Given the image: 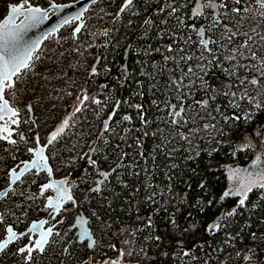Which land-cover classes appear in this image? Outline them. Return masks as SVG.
Returning <instances> with one entry per match:
<instances>
[{"label":"trees","instance_id":"16d2710c","mask_svg":"<svg viewBox=\"0 0 264 264\" xmlns=\"http://www.w3.org/2000/svg\"><path fill=\"white\" fill-rule=\"evenodd\" d=\"M123 1L99 0L97 5L91 6L85 16L83 32L73 39L72 45L78 51L89 48L92 56L99 45L100 61L90 79L76 76L74 63H79L81 69L88 66L75 55H70L68 62L60 63L55 70L50 69L49 59L41 51L35 53L30 62L34 77L42 72L48 87L53 84L54 75L59 77L61 83L56 85L52 95L62 111L70 99L79 101L81 110L70 119L67 131L76 127V118L83 119L92 108L103 114V125L107 121L108 127L117 123L132 129L125 146L121 147L120 173H112L102 189L95 191L97 187L93 188L90 183L94 175L91 167L85 165L76 150L63 148V137L54 144L61 147L58 157L71 173L78 171V163L86 171L79 179V184L87 189V200L81 208L84 213L94 209V221L90 227L97 238L96 250L101 258L109 255L106 249L109 246L112 253L119 247L124 257L128 256L129 260L139 264H170L178 254L186 259L199 254L206 264H216L215 254L226 261L224 254L264 232V201L259 200L255 205L258 193H264V187L252 188L243 206L239 205L241 196L235 197L238 199L235 205L225 201L227 168L234 164L245 167L249 163L248 151L236 148L239 137L255 126L254 119H248L243 112L249 109L258 117L260 110L252 107V99L242 98V93L241 100H238L232 81L235 75L218 48V38L226 32L231 40L229 46L245 43L249 37L238 31L233 34L225 19L239 20L251 8L264 10L261 7L264 0H240L239 3L237 0H223L226 7L216 11L204 8L201 15L193 18L188 9L196 0H134L128 9L116 16ZM0 3L8 4L9 0H0ZM107 13L114 15L99 20L95 17ZM207 22L212 25L208 32L205 31ZM188 33L192 37L189 51L184 41ZM202 39L209 41L210 51L201 58V72L197 75L198 69L190 54L198 53ZM56 48L59 57L67 52L65 47ZM179 60H185L182 67L193 81V98L184 93L179 107L197 110L202 107L198 102L207 101L204 108L227 116L226 119L219 118L220 128L215 135H209L208 139L196 136L192 144L185 143L181 134L175 139L177 141L167 142L161 133L170 126L177 127L178 133L181 130L178 125H169L173 124L169 113L177 102L168 97V104L160 109L167 84L174 80L185 81L176 68ZM233 61L238 62L237 59ZM249 63L255 64L252 59L243 62L244 65ZM238 65L241 67L242 62ZM200 80L204 83L202 87L198 85ZM179 92H183L182 84ZM232 93L236 95L233 97ZM84 95L99 103L89 100L81 104ZM234 98L237 105H231ZM117 101H120L119 107ZM113 109L115 115L109 121ZM159 114L165 115V123L158 120ZM125 116L130 119H123ZM72 119L76 123L71 126ZM106 136L109 141L106 150L109 152L119 139L108 131ZM195 146L197 150H193ZM109 154V159H114V155ZM0 158V165L7 166L20 157L12 158L7 151H2ZM101 163L106 168L110 162L101 160ZM4 178V173L0 172V186ZM227 197L234 198V195ZM233 209L235 214L228 215ZM101 222L105 223L102 230L98 229ZM214 224L220 227L212 230L210 226ZM50 248L49 260L61 255L59 245ZM70 248L75 264H79L86 257L85 246L75 241ZM136 249L143 251L140 255L128 254L129 250L135 253ZM64 260L67 261L68 257Z\"/></svg>","mask_w":264,"mask_h":264},{"label":"rangeland","instance_id":"374dc122","mask_svg":"<svg viewBox=\"0 0 264 264\" xmlns=\"http://www.w3.org/2000/svg\"><path fill=\"white\" fill-rule=\"evenodd\" d=\"M19 1H22L25 4L40 6L42 8L46 7L49 4L47 0H9V3H17ZM53 1L57 4H62L73 2L76 0ZM8 4L1 5L0 3V16L4 10V14L6 13ZM113 15L114 13H107L106 15H104V17L102 14H97L95 17L97 20H99L101 18L108 19ZM225 21L228 25V28L232 31L233 34L234 31H238L242 36L247 35L249 37L245 43H242L241 45L235 44L232 46H229L231 40L228 34H226V32H222L218 38V48L221 49L223 57L227 60L228 68L231 69L232 73L235 75L234 80L232 81L233 86L236 88L235 91L237 93L238 100H241L240 94L242 93L244 95L245 88H247V97L248 99L251 98L253 101L252 107L256 108L257 103L261 105V107L258 108L260 110V115L258 117H256L255 115L256 112H252L249 109L243 112V115H247L248 119H254L255 126L248 132L242 134L236 144L237 149H246L248 151L250 155L248 165L245 167H240L238 164H234L227 168L228 186L225 192H230L231 194L229 196L234 195V198H228L225 195L224 196L226 198H224L226 202H230L231 204L235 205L238 200L235 197L238 195H236V193L232 191L233 189H239L241 188V186L246 184H251L252 188L264 184V95L257 94L258 90L261 89V86H264V10L257 9L256 11V8H251L245 13L244 16H242L241 19L238 20L236 18L229 17L226 18ZM74 26L75 23H69L68 25H66L57 34L56 37L48 38L42 44L40 50L38 51H41L43 56L49 59L50 69L55 70L60 63H67L70 59V55L82 57L87 64L93 61L94 56L91 55L89 50L79 52L72 45L73 39L75 38L71 34ZM211 28L212 25L207 22L205 31L208 32ZM82 31L78 33V35L76 36L77 38L80 37ZM184 41L186 43V49L189 51L192 48L191 33H188L184 37ZM57 46L67 48V52L61 53L60 57L57 56ZM233 51L237 53L235 59H237L238 62H242L241 67L238 65V62H234L233 59H227V57H230L233 54ZM252 53H255L256 59H252ZM190 55L192 56L195 68L198 69V75L201 72V58L206 57V50L203 48V45H201L198 47V53H191ZM248 59H252L255 64L249 63L248 65H244L243 62ZM184 63L185 60H179L176 64L177 71L181 74V78L185 79V81H183L182 83L183 92L177 91L176 85L173 83V81L169 82L165 89V97H163L160 102L161 110H163L168 104V97L177 102V106L173 109L172 112L179 111L181 109L179 107V104L183 102L182 95L184 93L189 98H193V91L191 89V87L193 86V81L191 79V76L184 71L182 67ZM73 68L75 73L78 74V76L84 74V70L81 69L79 64H74ZM193 68L194 66L192 67V69ZM167 70L168 69L166 68V71ZM245 77H247L249 80L252 78L257 79L258 84L255 86L250 83L242 85L241 80H243ZM43 78L44 75L42 72L36 77H34L32 68L29 67L28 69L23 70L19 75L14 78V87L12 89L6 88L4 92V96L9 101V103L17 111H20V121L18 123L19 129L24 130L25 134L28 133L27 137L29 139L25 145L24 143L21 145L25 148L26 146H34L33 137L35 133H37L40 137L42 136V139L40 140L44 142L47 133L52 129L53 125L56 124L62 117V109H60L59 103L53 98L52 95L53 91L56 88V85L60 84L61 81L57 75H54L52 78L53 84L48 87L44 83ZM203 84L204 83L202 82V80L198 81V85H200L201 87L203 86ZM214 92L216 93V90H214ZM210 98L213 99V95H211ZM70 102L71 100L68 103ZM234 104H238L237 99L235 98L231 102V105ZM29 108L31 109V111H29ZM216 111L217 110L213 112L204 107L198 108L197 110L193 107H184V111L181 112V116L177 117V119L180 120L181 123L169 124L178 125L179 129L181 128L180 133H178L177 127L174 126L166 127L161 133L167 139V142L177 141L175 139H179V134H188L191 138V141H194L196 136L202 137L203 139H208L209 135H215V132L220 128L219 118L226 119L227 117L220 112L217 113ZM164 116L163 114H159L158 120L165 123L166 121L164 120ZM103 119V114L98 111H95V109L92 108L88 111L87 115L83 119L76 118V127L72 126L75 125L74 123H76V121L72 119L73 121L70 123L72 127L70 126L71 128L69 129V131H66L65 134L58 138V140L63 137V148L67 151L72 149L76 150L75 153L79 155V157L81 156L83 160L92 155L91 159L95 160L96 162L101 160H107L108 162H118L120 158L123 159L121 147L125 146L126 141L132 134V129L128 126H120V124L118 126L117 123L110 125V127H108V132L112 136L117 137L119 140H117L113 147L110 148L109 152H107L106 147H109L108 137L106 136V134L103 136L100 135V137H98L99 129L104 121ZM205 125H208V127L205 128ZM190 129L197 131L190 133ZM164 137H162V139ZM56 141L54 143H56ZM184 141L185 143L190 144L188 140ZM54 143L53 147L51 148V151L49 152V156L54 162L56 175L59 176V172L62 171L60 165L61 159H58L59 149L61 147L54 146ZM96 143H98L96 146V151L91 152V147L95 146ZM172 145L173 147L176 146L175 143H173ZM187 147H189V145H187ZM190 147L192 148L191 145ZM12 150L13 148L11 144L6 143V145L4 144V146L0 145V155L2 151ZM193 150H197V146L193 147ZM109 153L114 155V159H109ZM100 155L101 157H99ZM77 165L78 170L85 174L86 171L83 169L84 167L82 166V164L78 163ZM6 169L7 168L5 166L0 165L1 173L3 172L5 174ZM30 176L31 175L24 177L16 185V189L11 194L12 202L15 201L16 198L21 199L22 197H25L24 200H28V198H30L31 193L25 192V190L20 191V185L27 184L28 186L36 182L39 183L43 181V177L41 175H39L37 179L30 178ZM261 178L262 181L259 180ZM92 179H90V183L95 182ZM116 180L118 179L116 178ZM1 185H3V183ZM257 198L258 199H256L255 205L259 203V200L264 201V193L260 191L258 193ZM34 203L36 204L37 201L31 199L25 205L27 207V214L29 217L35 216L36 213L39 211L37 208L32 207V204ZM3 205H5V203ZM40 207H42L41 209L43 212L47 211L45 210V208H43V206ZM71 208L72 206L69 205L68 210H71ZM75 211L76 210H74L73 212ZM72 215L74 216V214ZM89 215L94 216V209L89 210ZM104 225L105 223L101 222L99 224L98 229L102 230L101 228ZM226 243L232 245V243ZM106 249L108 250V254L111 253V248H109V246L106 247ZM140 251L143 250L136 249L134 254L138 255ZM245 256L250 257V259L245 260ZM224 257L226 261H223L221 255L215 254L216 264H264V232H261L256 237L250 238L247 244H243L241 247H235L234 250H232L229 254H224ZM174 258L176 261L173 260L171 264H206V260H204L199 254L191 255L187 259L182 255L178 254Z\"/></svg>","mask_w":264,"mask_h":264},{"label":"flooded vegetation","instance_id":"af4514ba","mask_svg":"<svg viewBox=\"0 0 264 264\" xmlns=\"http://www.w3.org/2000/svg\"><path fill=\"white\" fill-rule=\"evenodd\" d=\"M196 5L200 6V4L197 3V0L194 1L193 3H190L189 9H188L189 13L192 12L193 8ZM191 26L193 27L194 24H191ZM200 30L202 32V27H200ZM72 35H73V33H72ZM74 37L77 38L76 36H74ZM85 50H89V48H86ZM85 50H83V51H85ZM96 50H97V52L93 55L94 56L93 61L89 64H87L85 62V64L88 66V68L83 69L84 74L81 75V76H87L88 79H90V76L92 75L91 73L93 72V68L96 67V63L98 61H100V52H98L99 51V45L97 46ZM74 64H79V63H74ZM79 66H80V64H79ZM73 67H74V65H73ZM73 70H74V68H73ZM76 76L79 77L78 74H76ZM70 100H71V102L68 103L67 105L74 103V104H77L78 108H79V101L78 100H76L75 98H72ZM18 114H20V111H18ZM56 124L53 125L52 129L55 127ZM7 127L11 131H13L11 133V136H9L7 139L14 140V141H16V143L13 144V143L3 141L0 139V145L4 146V144L6 145V143L11 144L13 150L7 151V152L9 153V155L12 158H15L18 156L20 158L16 162L9 163L7 166H5L7 169L5 171V174H4L5 178L3 179V182H2L3 185L0 186V190L3 189L4 187H6V185L8 184V172H9V170L14 169V171L16 172L25 161H29L32 158V153L29 151V149H35L37 146V142H39L40 145H44L46 140H47V135L52 130L51 129L47 133L44 142L40 140V139H42V136L40 137V136H38L37 133H35L34 137H33L34 146L33 147L26 146V148H25L21 145L23 143L25 145L27 143V141L29 140L27 137L28 133L25 134L24 130H20L19 125H17V126L8 125ZM67 128H68V126H67ZM66 131H67V129H66ZM65 132H64V134H65ZM21 137H23V138H21ZM53 143L50 144V146L46 150L48 163L50 164V166L52 168V173H53L54 179H59V178H64V177L67 178L66 185L69 188V192L72 196V199L67 201L62 206V210L53 219V214H49V208H46V206H45L47 198H49L53 194L52 190L47 188L42 193V186L44 183H46L48 181L47 175L44 172L36 173L34 170L27 172L18 182H16L14 184V186L10 189V191L6 194V196H4L0 199V241H3L5 239V237L7 235L6 229L8 227H11L13 229V231L16 232L17 234L24 233L27 230V228L29 227L31 222L39 221L44 217H46L47 223L44 224V226L41 228V230H46L47 228H52L53 234L49 237V240H48L49 242L44 246L43 251L41 252L40 250L34 249L32 254H31V257L29 258L28 253L26 251L21 253L19 251V249L24 248L26 245L28 247H33V244L30 243L29 236L31 237V240L34 242V240L37 239V237H38V232H35V233L26 232L27 233L26 235H24L21 238L14 240L12 243H9L8 246L3 251L0 252V264H75V262L72 258L73 251L70 248V246L72 245L73 242L77 241V239L75 236V229H73L71 226L74 222L75 216L78 213L83 212L81 205L83 204L84 201L87 200V198H86L87 189L84 186H81L79 184V179L83 175V173L79 170L77 172L71 173L68 168L64 167L63 162L61 160H60V165H61L62 171L59 172L60 173L59 176L56 175V172H55L56 169L54 166V162H53V160H51V158L49 156V152L51 151V148L53 147ZM97 144L98 143H96L94 146L95 151H96ZM91 157H92V155H91ZM58 159H60V157H58ZM85 165L90 166L89 162H88V158H85ZM90 167L94 173V175L92 176V178H93L92 180H94L95 182H98V178L101 177V175L99 176V173H101L100 171H102L104 168L103 164L100 163V161H97L96 166L94 168L92 166H90ZM115 172L117 173L118 170H115ZM28 175H31L30 178H34V179H37V177L39 175H41L43 177V181H41L39 183L36 182V183L28 185V186H27V184L20 185V191L25 190V192L31 193L30 198H28V200L27 199L24 200L25 197H22L21 199L16 198V200L12 202V195L11 194L16 189V185L24 177H27ZM110 177H111V174L109 175V178L107 180H103V183H101L99 185L100 190L102 189V186L105 184V182L109 181ZM95 182L92 183L93 185L91 184L92 187H94ZM31 199L32 200L34 199L37 201L38 205H37V203L36 204L34 203V204H32L33 205L32 207L37 208L39 211L36 213L35 216L29 217L27 214V207L25 205ZM43 199H44V201H43ZM73 201L75 203H73ZM4 203H5V205H3ZM69 205L72 206L71 210H68ZM40 206H43V208H45V210H47V211L43 212L41 209L42 207H40ZM74 210H76V211L73 212ZM72 214H74V216ZM84 214L89 219V227H90V225L93 224L94 219L92 216L89 215V213L86 212ZM91 231H92V229H91ZM56 233H59V235H56ZM92 233H93V231H92ZM93 235H94V233H93ZM94 237H95V235H94ZM95 239H96V243H95L93 249H91V250H89L86 247V243H79L77 241L79 244H82L83 246H85V248L87 250L86 257L79 264H90V263H96L97 264V263H101L104 259H113L116 257L117 250L120 249L119 247L116 248L115 252H113V253L111 252L106 257L101 258L100 254L96 250L98 241H97L96 237H95ZM53 245H59L60 246L61 255L58 256L59 258L57 256L55 258H54V256H52L53 259L49 260L48 256H49V254H52L50 247ZM65 249H67V251H65ZM121 252H122V250H121ZM128 254L129 255H136L132 251H129ZM96 255H98V256H96ZM66 257H68L67 261L64 260V258H66ZM88 257H91L90 261H87ZM127 257L128 256L124 257V254H123L121 260L124 262H134L132 260H129V258H127Z\"/></svg>","mask_w":264,"mask_h":264},{"label":"snow or ice","instance_id":"6c2138e0","mask_svg":"<svg viewBox=\"0 0 264 264\" xmlns=\"http://www.w3.org/2000/svg\"><path fill=\"white\" fill-rule=\"evenodd\" d=\"M240 0H237V3H239ZM93 3H95V0H93ZM133 3V0H125L123 6L120 9V12H124L126 9L129 8V6H131ZM197 3L200 4V8H194L193 9V16H197V15H201V9H212L213 11H216L218 9H222L224 7H226V5L224 4L223 0H197ZM25 5H19V6H12L10 8V15L5 19V21L0 24V42H2L5 46V51L7 52V59L4 58L3 53H0V119H3L5 115L9 116V119H11L12 117H16L18 116V112L12 108L9 107L8 102L6 100L3 99V93L5 90V87H7L8 89H12L14 87V84L12 82V77L13 76H17L20 72L21 69H28L30 67V61L32 60V52L35 50L36 45H32L31 47H28L26 49H23L22 52H18L15 50H7L6 45L7 42L9 40V32L7 31L8 28V24L11 22L13 16H15L16 14L21 12V9L24 8ZM53 8H55V5H52ZM261 7H264V4H261ZM173 12H175V9L173 8L172 10ZM233 11H238L237 9H233ZM27 14L30 18V20L33 23H39L40 21H42L43 19H45L47 17V11H41L40 8H32V7H28L27 8ZM117 16H119V13H117ZM79 17H74V19H78ZM68 20H65L63 23H68ZM19 27V26H17ZM80 31V27H77L75 29V32H79ZM201 36L203 35L202 33H200ZM13 39H16L17 36L13 35L12 37ZM251 39V37H250ZM39 43V42H37ZM208 43L209 41L207 40H203L202 39V45L203 48L206 51H210V49H208ZM246 46V45H244ZM169 51H172L171 47H169ZM236 52L233 51V54L230 57H227V59H235L236 58ZM242 54V53H241ZM167 59V57H166ZM252 59H256V55L255 53H252ZM246 67V66H244ZM188 72L191 73L192 69L189 68ZM93 75L95 74V68H93ZM173 83L177 86V91H180V86L183 83L182 80H174ZM246 83H250L252 85H257L258 81L255 78L252 79H248L247 77H245L243 80H241V84L245 85ZM227 94V93H225ZM258 95H264V86H261V89L258 90L257 92ZM236 95V93H232V96L234 97ZM247 97V88H245V93L244 96L242 98ZM251 99V98H250ZM92 100L95 103H99V101H95L94 98H91L87 95H84L82 100H81V104L84 103V101H89ZM117 107H119L120 101H117ZM201 104V106H206L207 105V101H200L198 102ZM136 107H139V105H136ZM174 107V106H173ZM256 107L259 108L261 107V105L259 103L256 104ZM80 108H77L76 111H80ZM29 111H31V109L29 108ZM184 111L183 106H181V109L179 111H174V112H170L169 115L173 117L171 123L173 124H180L181 121L177 119V117L181 116V112ZM115 115V109H113L112 114L109 116V121L112 119V116ZM123 119L125 120H129L130 117L125 116ZM143 119V117H142ZM146 122V121H145ZM13 124H18V120H12ZM108 122H105V128L104 131L107 132L108 129ZM67 127V121L63 122V125L61 127H59L54 133H52L49 137V141L48 143L51 144L53 141H55L57 139V137L64 131V128ZM205 128L208 127V125L204 126ZM190 133L197 131V130H193L190 129L189 130ZM0 133L6 134V135H0V139H7L9 136H11V131L9 128L7 127H3L0 128ZM23 138V137H21ZM181 138L188 140V142L191 144V138L188 134H181ZM10 143L15 144L16 141L14 140H9ZM30 152L34 153V156L38 157V159H34L31 163L33 165V167H46L47 166V160L43 155V151L42 149H29ZM93 151H95V149H93ZM88 162L90 166L95 167L96 166V161L91 159V156L88 157ZM28 167V164H25V168ZM48 171L50 172L51 169H48ZM23 173V169H21V173H16V180L20 179V174ZM99 175H101L104 180H107L108 178V173H99ZM15 182V181H13ZM61 183V187L58 188V191L60 192V197L59 199L53 203V201L51 199H49L48 204L46 205V207L49 208H53L55 212H59L60 208H61V201L67 199V200H71L72 197L70 195H68L66 193V191L63 189L62 184ZM103 183V181H98L97 182V188L95 189V191H99V185ZM47 187H53V185H46L42 188V193L44 191V189H46ZM260 187H264V184H261ZM252 190V185L251 184H246L241 186V188L239 189H233L232 191H234L236 193V195L241 196L242 198L239 200V205L243 206L245 203V200L247 199V194L248 192H250ZM231 193L230 192H225L224 195L225 196H229ZM73 203H75L73 201ZM228 215H233L235 214V209H233L231 212L227 213ZM55 217L53 216V219ZM47 223V221H40L39 224L37 222H33V224L31 225V227L28 229V233H34V232H39V238L36 239L34 242L31 240V237L29 236V240L30 243L33 244V247H28L27 245L24 248L19 249V251L21 253L23 252H27L28 253V257H31V254L33 252L34 249L36 250H40L41 252L44 249V245H46L49 241H48V237H50L53 234L52 228H48L47 230H43L41 231L40 228H42V225ZM220 227V225H211L210 228L212 230H215L216 228ZM7 235L5 237V239L3 241H0V251H3L9 243H12L14 240L23 237L24 235H26L27 233H20L17 234L16 232L13 231V229L11 227H8L6 229ZM56 235H59V233H56ZM255 235V234H253ZM84 238H88V233H82L81 234V239ZM93 243L89 244V247L93 246ZM65 251H67V249H65ZM120 255H123V252L120 253ZM245 260H249L250 257L245 256L244 257ZM105 264H109V262H105ZM111 264H117V262H111Z\"/></svg>","mask_w":264,"mask_h":264},{"label":"water","instance_id":"95a60500","mask_svg":"<svg viewBox=\"0 0 264 264\" xmlns=\"http://www.w3.org/2000/svg\"><path fill=\"white\" fill-rule=\"evenodd\" d=\"M47 1L49 4L44 8H42L40 6L25 4L22 1H19L17 3H9L7 5L6 13L0 19V24H2L5 21V19L10 15V8L12 6L25 5V7L21 9V12L16 14L15 16H13L11 22L8 24L7 31L9 32V40L7 42V45H6L7 50H15L18 52H22L23 49L31 47L32 45H36L35 50L32 52V59H33L34 54L40 50L42 44L48 38L56 37L57 34L69 23H75V26L72 30V33L74 36H77L78 33H80L82 31V29L85 25L86 13L89 11L90 7L97 4L99 0H95V3H93V0H76L73 2L62 3V4H57L53 0H47ZM124 2H125V0L123 1L121 6L119 7L117 13H119V14L123 13V12H120V9L123 6ZM52 5H55L56 7L53 8ZM28 7L40 8L42 12L47 11V17L45 19H43L42 21H40L39 23H33L27 14V8ZM194 8H200V6L196 5ZM201 12H203V9H201ZM117 13H116V16H117ZM192 13H193V10L191 12V18L195 17V16H193ZM74 17H79V18L74 19ZM65 20H68L69 22L63 23ZM17 26H19V27H17ZM77 27H80L79 32H75V29ZM13 35L17 36V38L13 39L12 38ZM37 42H39V43H37ZM4 49H5L4 44L2 42H0V53H3L4 58L7 59L8 58L7 52ZM23 70H25V69H21L19 74ZM15 77L16 76L12 77L13 84H14V78ZM6 88L7 87H5V90H6ZM5 90H4V92H5ZM3 99L8 102V105L10 108L16 110L9 103V101L5 98L4 93H3ZM0 102H2V101H0ZM77 108H78V105L74 104V103L67 105L62 111L61 119L57 122L55 127L47 135V140H46L45 144L40 145L39 142H37V146L35 149H38V148L42 149L43 155L47 160V166L46 167H33L31 162L34 159H38V157L34 156V153L31 152L32 158L29 161H25L16 172L14 171V169L9 170V172H8V184L6 185V187H4L3 189L0 190V199L2 197L6 196V194L10 191V189L14 186V184L16 182H18L27 172H29L31 170H34L36 173L44 172L47 175L48 181L43 184L42 188L46 185H50V184L53 185V187H47V188L52 190L53 194H52V196L47 198L45 206L48 204L49 199H51L53 201V203H55L59 199L60 192L58 191V188L61 187L60 182H63V184H62L63 189L66 191V193L68 195L71 196V194L69 192V188L66 185L67 178L64 177V178L54 179L53 173H52V168H51L50 164L48 163L46 150L50 146V144L48 143L50 135L52 133H54L59 127H61L63 125L64 121H67V126H68L70 119L77 112L76 111ZM12 120H18V123H19V121H20L19 114H18V116L12 117L11 119H9L8 115H5L3 119H0V128L7 127L8 125L17 126L18 124H13ZM66 129H67V127L64 128V131L57 137V139L62 134H64ZM12 132L13 131H11V133ZM0 135H6V134L0 133ZM1 140L9 142L10 139H1ZM26 163L28 164L27 168H25ZM21 169H23V173L20 174V179L16 180L15 174L21 173ZM48 169H51V171L49 172ZM111 172H112V170L104 171L103 173H108L110 175ZM109 175H108V178H109ZM13 181H15V182H13ZM99 181H102V180H99ZM67 201H69V200L65 199V200L61 201V205L63 206ZM62 206H61L59 212L62 210ZM46 208H49V207H46ZM59 212H55L53 208H49V214H53L54 217L57 216L59 214ZM40 221H46V217L42 218L39 221H33V222H37L39 224ZM33 222L30 223L29 227L27 228V230L24 233L28 232V229L31 227ZM43 226H44V224L42 225V227ZM71 227L73 229H75V236H76L77 241L79 243H86V247L89 250L93 249V247L96 243V239H95V237L91 231V228L89 227V219H88V217H86V215L83 212H80L75 216L74 222H73ZM40 230H41V228H40ZM41 231H43V230H41ZM85 232L88 233V238L81 239V234L85 233ZM38 238H39V232H38L37 239ZM48 240H49V237H48ZM92 242H94L93 246L89 247V244ZM120 253H121V250L118 249L115 258L104 259L101 263H97V264H105V262H109V264H111V262H117V264H138L137 262H124V261H122L121 260L122 256L120 255ZM90 260H91V257H88L87 261H90ZM90 264H96V263H90Z\"/></svg>","mask_w":264,"mask_h":264},{"label":"built area","instance_id":"2783aa9c","mask_svg":"<svg viewBox=\"0 0 264 264\" xmlns=\"http://www.w3.org/2000/svg\"><path fill=\"white\" fill-rule=\"evenodd\" d=\"M108 126V125H107ZM104 128H105V125H101V127H100V129H99V132H98V137H100V135L101 136H103V135H105L106 134V132L104 131ZM93 149H94V146H92L91 147V152H93ZM122 161V158H120L119 159V161L118 162H116V161H110V163H108V165H107V167L106 168H103V170L102 171H100V172H104V171H109V170H112V172H111V174L112 173H114L115 172V170H118V172H117V175L120 173V167H121V162ZM100 163H101V161H100ZM93 167V166H92ZM94 168V167H93ZM100 176V175H99ZM116 177V176H115ZM99 180H104L103 179V177L101 176L100 178H98V181ZM93 185V184H92ZM95 187H97V182H95V185H94V187L93 188H95ZM97 218V217H96Z\"/></svg>","mask_w":264,"mask_h":264}]
</instances>
